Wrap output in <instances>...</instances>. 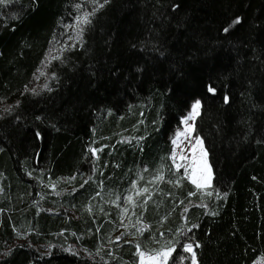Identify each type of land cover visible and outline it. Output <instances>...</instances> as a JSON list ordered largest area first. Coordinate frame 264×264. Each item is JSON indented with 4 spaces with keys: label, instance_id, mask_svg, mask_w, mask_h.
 Masks as SVG:
<instances>
[{
    "label": "trees",
    "instance_id": "obj_1",
    "mask_svg": "<svg viewBox=\"0 0 264 264\" xmlns=\"http://www.w3.org/2000/svg\"><path fill=\"white\" fill-rule=\"evenodd\" d=\"M196 100L199 190L169 158ZM0 101V264H139L177 239L168 264H191L184 243L197 264L264 258V0H6Z\"/></svg>",
    "mask_w": 264,
    "mask_h": 264
},
{
    "label": "snow or ice",
    "instance_id": "obj_2",
    "mask_svg": "<svg viewBox=\"0 0 264 264\" xmlns=\"http://www.w3.org/2000/svg\"><path fill=\"white\" fill-rule=\"evenodd\" d=\"M6 0H0V4L5 3ZM93 3H95V0H93ZM105 3H107V0H105ZM100 7H103V5H99ZM77 9H79L81 7V5H76ZM97 9H93L92 12H87L85 11L82 15H78L76 17V39L79 40L82 36L83 33V27L81 25H88L91 23L90 17L92 15L95 14V11ZM239 18H237L236 20L232 21L228 26H226L223 31L225 33H227L231 27L235 24H238ZM70 39L72 37H69ZM54 58H59V57H54ZM43 74V73H41ZM209 91H215L212 88H209ZM200 107V101L197 100L193 105H192V110L193 112L189 114L188 118H185V120L183 121V123L185 125H187V120L189 118H194L193 114H198V109ZM187 131H192L193 129L191 128H187ZM185 133L184 132H180L178 131L176 133V139H174L172 141L173 145H177L178 143V139L182 136H184ZM197 143H200L202 146V141L199 140V138L197 137ZM195 147V146H193ZM205 159L203 161H199L197 160L195 153L193 154L192 157V163L190 165L191 167V175H190V179L192 184H194L196 186V188L199 190L201 188L207 187L212 179V172H211V168L210 166H208L207 164V160H206V153L203 154ZM172 161L173 164H175L177 170L181 167H184V165L182 164H176V152H175V148L173 149L172 154L169 157ZM181 160H185L186 158L184 156L180 157ZM185 174H188V169L185 168ZM154 179H163V176L158 174L156 177H154ZM136 184L135 182H133V188H135ZM141 191L146 192L147 189H142ZM210 194V193H209ZM189 195H192V193H190ZM117 199H119V197H117ZM128 201L132 200L131 196H128L126 198ZM125 211H127V209H125ZM187 211V209H185V212ZM195 227V226H194ZM178 234H179V230H178ZM163 235V234H161ZM117 239L119 240L120 237H117ZM179 244V240H175V241H167L166 244L164 246H162L160 249H148L147 253L150 254H146L145 251H140V245H137V249L139 251V257H140V264H168L169 258L171 257L173 261H175L176 257L173 255V253L177 252V245ZM180 247L183 249L184 252H188L191 253V264H197L196 261V253L193 250V245L191 243H184L182 245H180ZM197 247H199V245H197ZM181 262L183 261V257L180 258Z\"/></svg>",
    "mask_w": 264,
    "mask_h": 264
},
{
    "label": "rangeland",
    "instance_id": "obj_3",
    "mask_svg": "<svg viewBox=\"0 0 264 264\" xmlns=\"http://www.w3.org/2000/svg\"><path fill=\"white\" fill-rule=\"evenodd\" d=\"M86 11L91 12V10H86ZM76 24H77V21H75V23L68 28V31L70 32L69 37H72V38L70 39L69 37H67L65 39V42L62 43L61 46H58L59 48L64 47V46L75 47L76 45L81 43V38L79 40L76 39ZM81 26L84 27V25H81ZM58 47L55 46L50 50V52L48 53V55L46 57L45 65H47L49 63V61L51 59H53L59 53ZM41 73H43V74H41ZM48 78H49V75L47 74L45 67H43L38 72V74L36 75V77L33 81V84L31 85V90H39V89L44 88L47 84ZM196 101H194L191 104L190 109L188 110L187 114L185 115V117L182 120L181 127L176 129L171 136V140L173 141L174 139H176V133L178 131L185 133L184 136H182L178 139L177 145H175V146L173 145V149L175 148V152H176V164L184 165V167L179 168L180 170H182L184 172V174H185V168L188 169V174H185V175H187V177L189 178L190 181H191V179H190V175H191L190 165L192 163V157H193L194 153H195L197 160H199V161H203L205 159L203 154L206 153L207 154L206 155L207 164L211 168L209 158H208V152L206 150V147L204 146L203 139L201 136H199L196 133V130H195V121H196V119L200 113V109H201V101L200 100H199L200 101V107L198 109V114H193L194 118H189L187 120V125H185L183 123L185 118H188L189 114L193 112L192 105ZM13 104H14L13 102L0 101V114L9 110L13 106ZM187 128H191L193 130L189 132L186 130ZM197 137L199 138L200 141H202V146L200 143H197ZM193 146H195V147H193ZM181 156H184L186 159L181 160L180 159ZM174 166H175V164H174ZM175 168H176V166H175ZM211 172H212V168H211ZM212 182H213V172H212L211 182L208 186H210L212 184ZM49 249H50V247L43 248L44 251H48ZM69 249L71 251H76L77 246L71 245L69 247ZM145 252H146V254H150V253H147V251H145ZM196 261H197V259H196ZM139 264H140V260H139ZM254 264H264V258H259Z\"/></svg>",
    "mask_w": 264,
    "mask_h": 264
}]
</instances>
